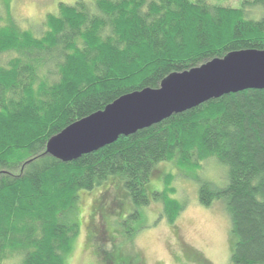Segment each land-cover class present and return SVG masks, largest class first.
<instances>
[{"label": "trees", "instance_id": "obj_1", "mask_svg": "<svg viewBox=\"0 0 264 264\" xmlns=\"http://www.w3.org/2000/svg\"><path fill=\"white\" fill-rule=\"evenodd\" d=\"M241 1L236 9L206 0H76L47 14L39 34L7 14L0 25V56H9L0 65V264H64L79 234L69 219L79 192L109 182L126 190L134 208L128 219L158 197V219L171 225L184 203L147 192L157 166L201 170L208 161L225 166L227 182L217 191L201 182L198 201L226 200L231 264H264V90L209 101L75 161L45 153L52 137L124 95L158 89L169 75L232 52L264 50V19L244 11L264 0ZM105 201L92 206L87 251L111 242L94 222L111 210ZM92 251L105 264L141 261L117 259L115 248ZM184 254L205 264L188 248Z\"/></svg>", "mask_w": 264, "mask_h": 264}, {"label": "rangeland", "instance_id": "obj_2", "mask_svg": "<svg viewBox=\"0 0 264 264\" xmlns=\"http://www.w3.org/2000/svg\"><path fill=\"white\" fill-rule=\"evenodd\" d=\"M76 0H0V25L7 22L10 15L18 26L32 29L39 34L47 14L56 12L59 3L71 5ZM211 5H223L240 9L241 0H206ZM249 18L264 19V6L245 7ZM9 59L0 56V65ZM157 167L161 173L152 179L146 189L149 194H161V199L184 203L180 214L173 224L158 219L162 204L157 197L150 199L149 205L138 209L139 218L128 219L134 211L126 190L121 185L109 182L88 192H79L78 200L69 216L79 226V234L71 243V250L64 258V264H105L104 260L92 256V247L109 251L115 248L117 259L127 261L139 256V264H201L192 261L185 248L200 257L205 264H231L230 257L234 246V237L230 232V217L224 198L214 200L204 207L198 201L200 183L209 184L211 191L222 189L226 185V168L218 162L208 161L201 170L179 166L173 163H161ZM166 176V179H163ZM187 176V177H185ZM198 178L199 183L192 179ZM114 179H111V181ZM107 197V198H106ZM106 199L100 221L97 215L94 222H101L110 233L111 242L94 243L88 251L85 249L86 225L99 200ZM160 199V200H161ZM120 207L116 208V205ZM108 229V230H107ZM139 229V232L135 233ZM191 256V255H190Z\"/></svg>", "mask_w": 264, "mask_h": 264}, {"label": "water", "instance_id": "obj_3", "mask_svg": "<svg viewBox=\"0 0 264 264\" xmlns=\"http://www.w3.org/2000/svg\"><path fill=\"white\" fill-rule=\"evenodd\" d=\"M247 90H264V50L232 52L189 71L171 74L158 89L124 95L52 137L45 153L63 163L75 161L173 115Z\"/></svg>", "mask_w": 264, "mask_h": 264}, {"label": "flooded vegetation", "instance_id": "obj_4", "mask_svg": "<svg viewBox=\"0 0 264 264\" xmlns=\"http://www.w3.org/2000/svg\"><path fill=\"white\" fill-rule=\"evenodd\" d=\"M95 224H96V222H95Z\"/></svg>", "mask_w": 264, "mask_h": 264}]
</instances>
